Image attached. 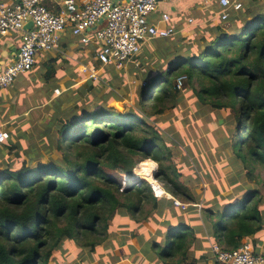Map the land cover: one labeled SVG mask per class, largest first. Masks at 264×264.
Masks as SVG:
<instances>
[{
    "label": "trees",
    "instance_id": "1",
    "mask_svg": "<svg viewBox=\"0 0 264 264\" xmlns=\"http://www.w3.org/2000/svg\"><path fill=\"white\" fill-rule=\"evenodd\" d=\"M255 1L241 3L242 9L230 11L226 21L219 17L206 28L198 27L193 37L179 34L148 42L139 57L147 69L139 74L142 85L136 109L110 106L129 91L122 70L106 66L98 82L78 84L72 76L65 91L45 106L54 111L47 130L57 122L59 132L51 152L57 150L61 158L33 167L24 162L15 170L0 168V264H51L65 242L99 254L97 264H119L129 258L140 264H185L197 232L230 252L264 232L260 190H248L235 201L233 196L224 197L225 188L214 183L204 194L214 206L203 211L199 225L180 220L174 226L169 218L180 214L182 219L190 209L194 212L203 194L190 191L176 165L178 158L155 123L167 110L176 109L184 88H191L201 104L235 113L238 132L233 153L238 163L232 161L233 168L242 165L250 178L255 169L264 171V6L258 5L260 12L253 11ZM212 8L214 16L221 12L216 2ZM55 62L46 64L44 84L55 77ZM181 77L186 80L179 89ZM45 118L19 122L21 127L4 145L17 148L29 139L43 143ZM28 125L33 138L24 136ZM222 133L215 134L217 143ZM204 152L197 150L196 155ZM36 157L30 156V162ZM149 159L159 166L155 179L160 178L174 198L189 204L188 211L176 208L171 199L157 197L146 179L137 186L135 168ZM166 160L173 161V167L166 166ZM235 184L231 175L229 185ZM151 216L159 232L144 244L141 229L152 223ZM153 223L150 228L155 230ZM130 231L136 232L133 237L139 246L144 244L141 250L130 246L128 254L120 250L110 260L108 254L126 241L122 236L118 243L117 233Z\"/></svg>",
    "mask_w": 264,
    "mask_h": 264
},
{
    "label": "rangeland",
    "instance_id": "2",
    "mask_svg": "<svg viewBox=\"0 0 264 264\" xmlns=\"http://www.w3.org/2000/svg\"><path fill=\"white\" fill-rule=\"evenodd\" d=\"M235 1L243 3L247 0ZM255 2L257 3L254 5L255 7L253 8V11L260 12V9H258L257 7L258 5L264 6V0H256ZM216 3L217 8L219 9L218 1ZM216 19L217 21H219L218 12L215 13V16L213 15V18L210 22L203 25L201 28H206L208 25L216 21ZM194 33L195 31H191L190 35L186 34V38H189L191 36L193 37ZM12 35L15 34L12 33L9 36ZM201 36L202 35L200 34L197 36V38H200ZM20 40L22 45V39ZM49 54L51 53H39V57H41L43 60L41 62H37L32 72L26 74L29 75L30 78L34 76L37 79L35 81L32 80V86L30 88L34 95H32L31 91H27L26 87H20L21 91L18 97L19 99L17 98L18 100H15L12 104V106H14V109L11 108V105L4 107L0 106V109L3 110L0 116L4 115L5 112L9 113L11 111H13L14 115L21 116L26 110V107H36L35 105H43L44 98L43 96L42 98L40 97V92L43 91L42 88L45 84L42 82L43 73L41 72L44 68L43 63L46 61L45 57H47ZM55 55H57V53H55ZM139 57L134 61L125 64L122 68L115 67L116 70L120 72L122 70V72H124L125 76L123 77L124 79H126V82L129 86V91L126 92L125 96H122L120 100H112L110 102L111 107H125L124 109L126 110L137 108L138 93L142 85V80L140 79L139 74H144L145 70L147 69V64L141 65V59ZM65 65L69 66V62L65 61ZM96 68H98L100 77L97 81L93 80V82L100 81L105 71V67L101 68L99 64H97ZM75 81L78 84H81L87 81V79H85L84 76H81V79L77 80V78H75ZM58 88L60 89L61 93L66 89V87L63 88L62 86H59ZM3 104L7 103L4 102ZM37 120L40 121L41 119L37 118ZM156 120L157 121L155 123L157 125V129L165 135L167 142H169L168 144L171 149L172 155L178 158V164L176 165H178V170L182 172L184 179L187 180L190 191L197 195L203 194L202 202H200V206L196 207L197 209H195L194 212H191V209H188L189 211L187 210L188 212L184 213V217L182 219H180V214H175L174 216L169 218L174 226L178 225L180 220L186 221L191 226H195L194 224L199 225L198 219L202 217L201 214L203 213V211L209 208H213L214 206L209 204V201H206L204 196L210 183L216 184V186L220 189L225 188L226 191L223 193L224 197L233 196L235 201H239L241 198H243L248 190H260L264 195L263 169H261L260 167L255 169L253 175L254 177L250 178L249 176H247L246 170L242 165H239L238 169L236 170L233 168L232 161L238 163V160L235 159L233 153V142L238 132V122L235 119V113L233 111H231L230 109L220 111L208 105L201 104L196 91L191 88H184L183 100L180 101L176 109L167 110L161 117ZM49 122H45L42 128V132H45L43 134V137L46 139H44L45 141L43 140V143L41 141L31 142V140L29 139L23 144L18 145L17 148L14 146L8 147L6 145H4L3 147L0 146V168H6L10 166L13 168V170H15L17 168H20L24 162L33 167L38 163L50 164L51 160H58L59 158H61V153L57 150L51 152V148H53L59 140V132L56 129L57 122H53V127H51V129H49L48 131L47 128L51 123ZM29 130H25L24 136L33 138L32 136H34V134L30 133L31 130ZM46 131H48V137L46 135ZM206 131H210V134L203 135L207 133ZM220 131L223 132V139H221L220 143H217V141L213 138H216L215 134ZM5 132L10 134L9 130ZM35 136L38 135L35 134ZM194 143L197 144L192 148L191 145ZM200 149H205V152L202 155H196V151ZM1 151H4V153H2ZM30 156H37V160L30 162ZM149 160L156 164L154 173H158V164L151 159ZM172 162L173 161L166 160L165 164L168 167H173ZM141 165L142 163L135 168L133 177H136L140 180L146 178L147 180L151 181L153 177L150 178L149 176H146L140 169ZM196 173L200 174L202 178H200ZM231 175H233V181L236 183L233 186L229 185V178L231 177ZM198 179H200L201 182H199ZM133 181V178L129 179L130 184H132ZM158 182L161 185L162 180L159 178ZM237 190L239 191L237 192ZM214 200L215 198L212 201ZM151 219V222L153 223L152 216ZM152 223L145 224V226L141 229L144 242H147L149 238L151 239L159 232V225H155L153 223L156 226L155 230H152L150 228ZM135 233V231L127 232V234L117 233L115 238L119 243L122 241V236H126V241L123 244L128 243V240L133 243L135 242V240H133V234ZM204 233L206 234V232ZM196 235L203 236V234L200 232H197ZM145 236L148 237L144 239ZM257 236L263 237L264 232L258 234ZM119 248L125 249V247ZM108 255L110 260H114V256L112 254ZM99 258V254H95V260L98 261ZM91 259L92 253H90L89 251H84L76 247L73 242L70 244L69 242H65L62 250L54 255V259L52 260L51 264H90ZM96 261L95 264H97ZM123 264L128 263L125 262Z\"/></svg>",
    "mask_w": 264,
    "mask_h": 264
},
{
    "label": "built area",
    "instance_id": "3",
    "mask_svg": "<svg viewBox=\"0 0 264 264\" xmlns=\"http://www.w3.org/2000/svg\"><path fill=\"white\" fill-rule=\"evenodd\" d=\"M168 0H5L0 2V38L22 34V45L14 60L10 61L0 72V91L10 88L24 73L33 70L41 52H57L61 46L62 35L70 30L83 45L95 44V59L101 68L112 65L122 68L125 64L138 58L146 44L154 39L176 36L171 27L161 28L151 22L149 17L155 14L161 2ZM49 3L56 6L53 10ZM221 12L219 17L226 21L230 11L237 12L242 4L233 0H219ZM32 21L33 26L25 31ZM169 23L170 15L164 13L159 23ZM188 24L192 25L193 20ZM96 28V29H94ZM80 73L87 80L97 81L100 73L97 68L82 66ZM186 77L177 81L182 89ZM56 96L62 93L54 90ZM10 134L0 131V146L9 139ZM154 176V175H153ZM149 181V180H147ZM137 186L141 180L137 178ZM157 197L171 199L176 208L187 211L190 207L168 192H164L158 179L149 181ZM161 189V190H160ZM167 195V197H166ZM200 205H195L199 207ZM213 251L217 264H264V253H258L250 244L232 252H225L219 246Z\"/></svg>",
    "mask_w": 264,
    "mask_h": 264
},
{
    "label": "crops",
    "instance_id": "4",
    "mask_svg": "<svg viewBox=\"0 0 264 264\" xmlns=\"http://www.w3.org/2000/svg\"><path fill=\"white\" fill-rule=\"evenodd\" d=\"M2 1L5 0H0V2ZM77 1L79 3H83L84 1L87 0H77ZM217 1L218 0L163 1L160 4L159 10L155 14H152V16L149 17V19L151 22L158 24V26H160L161 28H165V27L173 28L177 32L176 36L181 34L186 37V34L190 35L191 31H196L198 27L203 26L211 21L214 14L213 12L214 10L212 8L213 3ZM49 6L53 10H56L55 4L49 3ZM164 13L170 15V22L167 24L163 22L159 23V20ZM189 20H193L192 25L188 24ZM20 39L21 38L17 34L5 38H0L3 45H5V49L3 52V55L5 57L0 56V62H5V66L10 61L15 59V57H13L12 49H10L9 46L19 47L21 45ZM96 50H97V46L95 44L83 45L80 42L79 38L74 37L71 31L67 30L62 35L60 49L57 52H50L51 54L45 57L46 61L43 63L44 68L41 73H43V71L46 70V64L48 62L56 60V62L54 63L56 70L55 77H53L52 79L53 81H51V83L46 82L42 88L43 91L40 92V97L42 98L43 96L44 98L43 105L39 107L35 105L36 106L35 108L26 107V110L23 112L21 116L14 115L13 111L9 113L5 112L4 115L0 116V130L2 131L9 130L10 134L12 135L19 127H21L19 122L23 123L22 121L24 120H27L26 122H33L36 118H39L42 121L45 118L46 114L47 117L45 119L49 121L54 111L48 110L47 108L45 109V106H47L52 101L57 99L58 96H56L55 94L52 96V98H50V95L55 93L53 92V90L55 88H58L59 86L65 88L67 82H69L72 79L73 75L77 78V80L81 79V76H84L83 74L80 73V69L82 66H87L89 68L95 69L98 64V62L95 59ZM55 53H57V55H55ZM42 60L43 59L38 56V62L39 61L41 62ZM65 61L69 62V66L65 65ZM26 74L27 73L22 74L12 87L0 91V106L4 107L11 105V108L14 109V106H12V104L14 103L15 100L19 99L18 97L21 91L20 87H26L27 91L32 92V90H30L32 86V80L35 81L37 79L34 76L30 78V76ZM32 95H34L33 92ZM4 102L7 104H3ZM2 111L3 110L0 109V114L2 113ZM20 117H24V118H20ZM29 127L31 126L30 125L25 126V128L23 129L29 130ZM195 145L196 143L192 144L191 147H194ZM161 188L164 192H167L166 188L164 187ZM159 198L165 199L162 197ZM146 237L148 236H145V239ZM253 241L256 242V245L252 244ZM144 244L139 246L136 240L133 243L128 240V243L123 245L125 249H121L118 247L111 254L114 256V259H116L115 257L117 256L120 250L128 254L130 246H135L140 251L141 247ZM243 244H250L256 252L264 253V236L263 237L254 236L251 239L245 240ZM215 246H217V243L212 237L196 236V240L194 244L191 246L189 251L190 257L185 264H217L216 255L213 251V248ZM122 262L123 263L127 262L128 264H140L139 261H137V263H133L131 258L125 259ZM90 264H95V252L92 253V259ZM151 264H161V262H154Z\"/></svg>",
    "mask_w": 264,
    "mask_h": 264
},
{
    "label": "water",
    "instance_id": "5",
    "mask_svg": "<svg viewBox=\"0 0 264 264\" xmlns=\"http://www.w3.org/2000/svg\"><path fill=\"white\" fill-rule=\"evenodd\" d=\"M160 1H161V0H160ZM32 26H33V22L30 21V22L26 25V27H25V31H29V30L32 28ZM94 29H96V28H94ZM19 37H22V34H20ZM9 47H10V49H12L13 57H16V56L18 55V53H19V47H11V46H9ZM4 49H5V45H3L2 41L0 40V56H2V57H5V56L3 55ZM4 65H5V62H0V72H1L2 67H3ZM155 177H156V173L154 174L153 178H155Z\"/></svg>",
    "mask_w": 264,
    "mask_h": 264
},
{
    "label": "bare ground",
    "instance_id": "6",
    "mask_svg": "<svg viewBox=\"0 0 264 264\" xmlns=\"http://www.w3.org/2000/svg\"><path fill=\"white\" fill-rule=\"evenodd\" d=\"M155 168H156V164L153 163L152 161L150 160H147L145 162L142 163L140 169L141 171L146 175V176H149L150 178L153 177V175L155 174L154 171H155ZM146 179V178H145ZM147 180V179H146ZM153 180V179H152Z\"/></svg>",
    "mask_w": 264,
    "mask_h": 264
}]
</instances>
